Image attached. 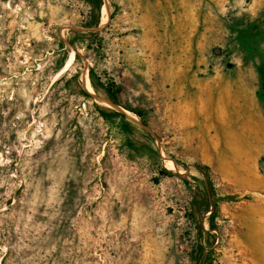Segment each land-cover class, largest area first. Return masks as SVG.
Listing matches in <instances>:
<instances>
[{
    "label": "rangeland",
    "instance_id": "374dc122",
    "mask_svg": "<svg viewBox=\"0 0 264 264\" xmlns=\"http://www.w3.org/2000/svg\"><path fill=\"white\" fill-rule=\"evenodd\" d=\"M104 4L0 0V264H264V0Z\"/></svg>",
    "mask_w": 264,
    "mask_h": 264
},
{
    "label": "trees",
    "instance_id": "16d2710c",
    "mask_svg": "<svg viewBox=\"0 0 264 264\" xmlns=\"http://www.w3.org/2000/svg\"><path fill=\"white\" fill-rule=\"evenodd\" d=\"M91 4H95V1L98 2V5H96L95 9L97 11H101L103 9V7L105 6L104 4V0H88ZM100 1V2H99ZM263 79H264V73H263ZM95 89H99L98 86H95ZM106 117L109 116H115V114L113 112H108L104 114ZM132 130V129H131ZM132 147H135L136 145L134 143H131ZM216 196V194H214Z\"/></svg>",
    "mask_w": 264,
    "mask_h": 264
},
{
    "label": "bare ground",
    "instance_id": "6f19581e",
    "mask_svg": "<svg viewBox=\"0 0 264 264\" xmlns=\"http://www.w3.org/2000/svg\"><path fill=\"white\" fill-rule=\"evenodd\" d=\"M109 22V18L105 19V24H107ZM74 54H72L71 59L68 61V63L66 64V66L58 73V75L55 78V81H57L67 70H69V68L72 66L73 62H74Z\"/></svg>",
    "mask_w": 264,
    "mask_h": 264
},
{
    "label": "flooded vegetation",
    "instance_id": "af4514ba",
    "mask_svg": "<svg viewBox=\"0 0 264 264\" xmlns=\"http://www.w3.org/2000/svg\"><path fill=\"white\" fill-rule=\"evenodd\" d=\"M105 92V94H107L108 96H111L112 94H111V92L109 93V92H106V91H104ZM113 96V95H112Z\"/></svg>",
    "mask_w": 264,
    "mask_h": 264
}]
</instances>
